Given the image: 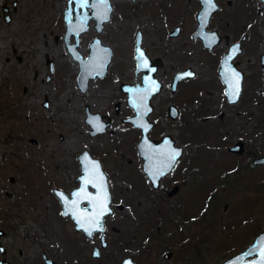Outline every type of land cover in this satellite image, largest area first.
Wrapping results in <instances>:
<instances>
[{
    "label": "rangeland",
    "instance_id": "1",
    "mask_svg": "<svg viewBox=\"0 0 264 264\" xmlns=\"http://www.w3.org/2000/svg\"><path fill=\"white\" fill-rule=\"evenodd\" d=\"M229 1L217 0L220 8L211 17L208 30H217L223 38L209 50L195 38L200 0H111V20L101 33L91 21L90 29L81 36L80 51L88 56L90 43L99 36L113 48L114 55L108 74L92 80L83 92L77 80L80 64L64 40L68 0H0V229L5 232L1 242L7 249L0 258L13 264H45L46 252L57 264L72 263L70 240L75 223L62 215L53 193L57 186L69 193L79 185L78 158L84 150L102 159L114 207L117 203L127 206L124 210L116 208L110 225L130 230L127 225L131 215L150 216L159 209L162 211L157 216L165 217L167 205L160 193L153 196L151 190L146 201L142 193L146 189L135 187L141 184L136 149L141 130L123 122L134 109L127 104V94L120 85L142 80V75L136 74L138 31L143 33V46L150 57L165 61L157 73L164 88L153 100L151 119L157 126L150 135H192L196 141L189 145V156L195 159L198 170L199 156L203 162L198 176L196 172L189 175L183 205L189 215L200 214L201 219L190 221L185 228L176 223L174 233L189 236L187 242L195 240L200 250L205 249L192 255L188 251L179 260L181 246L154 248L149 244L143 248L141 264L226 261L247 249L264 231V165L241 171L238 168L239 163L249 162L252 153L264 155V124L260 120L264 114V68L260 63L264 53L263 3ZM5 3L10 7V20L5 17ZM177 26H181L180 34L172 37L170 33ZM244 36V51L235 58L238 68L246 73L241 99L236 105L223 104L220 58ZM48 59L55 65L49 79ZM188 67L196 72L195 78L182 82L179 90L172 92L174 74ZM118 101L119 113L115 108ZM170 103L181 110L177 120L167 115ZM88 107L105 119L111 118L106 133L91 135L92 128L86 121ZM185 113L189 124H183ZM239 140L247 143L248 154L237 162L228 147ZM179 216L173 220L183 222ZM166 230L162 227L161 233L165 235ZM109 235L111 239L119 237L112 230ZM170 249L175 255L165 258ZM115 250L108 251L114 255L110 259L113 263L127 255H117ZM89 258L97 263L90 253Z\"/></svg>",
    "mask_w": 264,
    "mask_h": 264
},
{
    "label": "water",
    "instance_id": "2",
    "mask_svg": "<svg viewBox=\"0 0 264 264\" xmlns=\"http://www.w3.org/2000/svg\"><path fill=\"white\" fill-rule=\"evenodd\" d=\"M264 1V0H263ZM201 9L198 12L197 20L198 26L195 32V38H201L204 42L205 47L213 49L222 41V36L217 30H208V26L213 14L219 9L217 0H213L215 8L205 5L204 0H200ZM82 0H69L68 6L64 11V20L66 23V31L64 40L66 45L74 57L80 64V71L77 77L80 89L86 92L89 89L91 80L97 78H103L107 75L109 66L111 64L114 50L113 48L105 44L101 37L96 36L90 43V52L88 56L80 51L81 36L87 32L91 27V21L95 20V27L99 33L104 29V24L111 20L113 13V5L111 0H107L110 5V11L105 12V6L97 3V0H87V6L81 7ZM95 5V6H93ZM4 11L8 13L9 9L7 4L4 5ZM207 11V15L205 12ZM70 13V15H69ZM107 16L105 19L104 16ZM6 19L9 17L6 15ZM181 31V26H177L170 35L172 37L178 36ZM72 39H74L72 41ZM238 46L239 50L233 55V49ZM243 49L241 43H235L231 46L228 53H226L222 59L221 76L226 84V94L230 102L232 100V93L234 91V76L233 73L240 74L239 81V94L234 100L238 102L240 100L243 86L245 73L237 67V63L234 59L237 55L242 53ZM140 52H143V57L140 56ZM135 58H136V73H142V82L126 83L121 84V89L127 93V104L134 109V114L125 118L124 122L132 124L136 128L143 130V136L139 142V151L141 156L145 159L144 170L149 175L152 183L158 187L162 176L168 174L176 162V160L182 155V148L175 146V140L172 136H166L162 141L156 142L150 138L149 132L155 125L150 120V115L153 112V95L159 94L164 83L157 77L159 68L164 64L163 59L158 57L154 60L149 57L146 49L143 47V33L138 31L136 37L135 46ZM147 61V66H142L144 61ZM51 64L52 72L54 71L53 62ZM261 62L264 65V55H262ZM186 73H192V75H185ZM195 72L188 69L183 72H179L175 75L171 87L176 91L179 83L193 77ZM47 103V102H46ZM179 110L175 105L170 106V115L173 119H177ZM87 123L91 126V134L99 135L108 131L111 126V119L105 120L104 115L100 112L93 113L90 108L87 109ZM33 139V142H36ZM244 142L240 141L230 148V151L237 154H241L244 151ZM178 151L179 156L173 160L171 157L174 152ZM85 156L88 159H85ZM89 161L98 162L100 175L89 174L90 163ZM79 162L81 165V173L78 177L79 185L74 188L70 194H67L61 189H56L55 193L58 196L60 202L63 205V214L65 216L71 215L72 219L77 223V229L83 230L85 233L91 235L95 231H101L97 229L94 224L85 223V227H80L81 217L89 218L96 215L100 209L97 204V199L102 198L104 194H107V211L99 216L100 225L102 232L104 231V220L105 216L113 213L112 193L110 189V179L106 174L101 161L94 157L89 150H84L79 156ZM254 165L264 164V155L257 157L253 161ZM102 176V178H101ZM85 179L90 182L86 185ZM81 192L82 195L77 197L75 193ZM60 194H63L61 196ZM65 198L67 203L65 202ZM75 201V205H73ZM88 203L87 206L84 204ZM120 208H124L123 205H119ZM227 205L225 206V208ZM87 229V230H86ZM5 232L0 229V250L1 253L6 251L5 247L1 243V237ZM90 235V234H89ZM264 240V232L258 235L254 242L243 252L229 258L225 262L212 263V264H264V245H261V241ZM103 246H106V242L103 236ZM251 253V254H250ZM96 256V250L94 251ZM171 256V253L167 254V258ZM45 261L47 264H55V261L50 259L48 255L44 254ZM130 260L125 259V264H130ZM0 264H12L8 259H0ZM132 264V263H131Z\"/></svg>",
    "mask_w": 264,
    "mask_h": 264
},
{
    "label": "flooded vegetation",
    "instance_id": "3",
    "mask_svg": "<svg viewBox=\"0 0 264 264\" xmlns=\"http://www.w3.org/2000/svg\"><path fill=\"white\" fill-rule=\"evenodd\" d=\"M261 1L263 3L262 4V10H264V1L263 0H261ZM231 2L232 1L230 0L229 1V4H231ZM16 3L17 2H15V5H16ZM5 4H7V3H5ZM67 5H68V3H67ZM7 8L9 9V11H8L7 14H5V17L7 15L9 17V20H10L11 19V15L9 14L10 7L8 6V4H7ZM219 8H220V5H219ZM3 9H4V5H3ZM136 37H137V34H136ZM246 39H247V36H244L243 39H242L243 40L242 42L241 41L235 42V43H238V42L241 43V47H242L243 51H244V48L242 46V43ZM202 43L204 45V42L203 41H202ZM235 43H233V44H235ZM135 46H136V41H135ZM231 46H230V48H231ZM204 47H205V45H204ZM205 48L206 49H209L207 47H205ZM230 48H229V50H230ZM213 49H209V50H213ZM243 51H242V53H243ZM225 54H223L221 56V58H220L219 72H218L219 73V76H220V80H221L222 86H223V89H224V95H222L223 96L222 99L225 98V100H226V101H224L223 104L228 103V104L234 105L235 103L240 102V100L238 102H230L229 101L228 96L226 94V84H225V82H224V80H223V78L221 76V73H220L221 68H222V66H221L222 59H223V57H224ZM262 55H264V53H262L261 56H260V63H261V66L264 68V65L261 62ZM149 57H150V55H149ZM155 58H158V57H155ZM155 58H152V59L154 60ZM160 58H162V57H160ZM49 61H52V60L48 59V63L50 65V75H49L48 79L51 78V75L55 72V65H54V63H53L54 71L52 72L51 64H50ZM163 62L165 64L164 59H163ZM234 62L237 63V67H238V61H235V59H234ZM164 64L161 67H163ZM161 67L159 69H161ZM188 69H191V68L188 67V68H186L184 70L177 71L174 74V76H173V78L171 80V83H170V88H171L172 92L176 93L179 90V87L182 84V82H184L186 80H189V79L195 78L196 72L193 69H191V71L195 72V75L193 77H189L188 79L182 80L179 83L176 91H174L172 89L171 84L173 82V79H174L175 75L177 73H179V72H183V71H186ZM140 74L142 75V73H140ZM260 74H261V72H260ZM245 76H246V73H245ZM157 77H158V75H157ZM262 77H263V81H264V71L262 73ZM141 82H142V80H141ZM120 89H121V85H120ZM121 91H123V90L121 89ZM162 91H163V89H162ZM159 94H157V95H159ZM157 95H153L152 103H153L154 98ZM202 96H203V92L201 93V97H200V101L199 102H201V100L203 98ZM240 99H241V97H240ZM251 100L254 101L255 99H251ZM46 102H47L46 106H48L49 102L48 101H46ZM199 102H197V103H199ZM258 102H261V101H258ZM171 105H175V104H173V103L168 104V106H167V115H168V117L170 119L177 120L179 118V115H180V111L181 110H180V108L177 105H175L178 108V110H179V114H178V118L177 119H173V117L170 115V106ZM153 106H154V108H153V112H154V110H155V104L154 103H153ZM115 108H116V112L119 113L120 108H121V103L119 101L115 104ZM93 113H96V112H93ZM223 116H224V114L222 115V118H223ZM186 117L187 116H186V113H185L184 118H183V124H189V122H186ZM104 118H105V115H104ZM125 118H127V117H125ZM149 118L155 124L153 126V128H152L153 131H154V129L157 126V122L156 121H153L151 119V115H150ZM109 119H111V118H108V119H105V120H109ZM124 119H123V122H124ZM260 120L264 124V114L262 115V118H260ZM111 122H112V120H111ZM137 129H140V128H137ZM140 130H141V138L139 139L138 142H136V149H137V152H138V155H139L138 168L140 169V174H139L140 175V180L139 181L141 182V184H135L136 185L135 187L137 189H140L141 191L144 190V189H146L145 191H142V193L144 194V197H145V200L146 201H149L148 200L149 199V196L148 195H150L151 190H153V196L156 195L155 192H159L161 199L164 201V204L167 205L165 207L166 209H164L165 217L160 216V214L158 215L160 217H158L157 214H156V213L161 212L162 209H159L158 212L156 210H155L156 212H154V210H153V214H150V216L147 215V214H145L144 216L143 215L140 216L137 213H134L133 215L130 216V218H131L130 219V224L127 225L128 228L130 227V230H127L126 229V226H124L123 228H118L116 226L110 225L109 219H111L113 217L112 215L115 214V212L117 211L116 208L119 209V210H124V209L127 208V206L125 204H123V203H117L116 204V208H115L114 205H113V201H112L111 206L113 207V213L105 216V220H104V223H103L104 224V231L103 232L102 231H95L92 235H89V234L85 233L83 230H78L77 229V223L72 219L71 215H68L71 218V220L74 221V223H75V226L73 227V234L74 235H73V238L70 240L71 250H72V256H73V259H72V263L71 264H95V262H93V261L90 260L89 253L91 254V257L94 258V260H96V262H97L96 264H100L101 262L103 264H125L124 263V260L125 259H128V260L131 259L130 264L131 263L132 264H141V255L143 254L142 253L143 250H145L143 248H145V246H148L149 244H151V246H154V248L161 247V246H165V245H167V247H169V246H173V247H179V246H181L182 247L181 251H183V252L179 255V260L184 256L185 253H188V251H191V252H189V254L191 253V255H192L193 253H198V254L199 253H202L205 250L204 248L200 250V247H199L200 243H197L196 244L195 243L196 242L195 240H194V243L195 244L193 243V240L191 242H187L189 236H187V235L183 236V235L175 234L174 233V227L176 226V223H180V227L181 228H185L186 225H188L190 223V221H193L191 223H195V222H197L198 220L201 219V217H200L201 215L200 214H198V215H189L188 209L186 208L187 210H185L183 208V205L186 204L185 200H186V197L188 195V190H189V182H190L189 181V175H191L192 172L193 173L196 172L197 173V176H198V174H200L203 171V170H201L202 169L201 167L203 165V162H202V159L200 158V156L198 157V163L200 165V170H198V168H196L195 159L193 157L191 158V156H189V154H190L189 145L191 143H195L196 140L193 139V138H191L192 135H190V134H183V136H181L180 138H177V137H175L174 135H172L170 133H162V134H160V133H157V134L156 133H153V136H151L150 135V132H149L150 138L153 141H156V142H160L166 136H169L170 135V136H172V138L176 142L175 143V146L182 148V155L176 160V162L172 166L170 172L168 174H166V175H164V176L161 177L159 186L156 187L152 183V180L149 177V175L144 170V162H145V159L141 156L140 151H139V147H138L139 146V142L141 141L142 136H143V130L142 129H140ZM92 136H97V135H92ZM206 138H208V137H205V139ZM33 139H35V138H32V141H33ZM240 141L244 142V149L245 150L243 151V153L237 154L235 152L230 151V148L232 146H234L236 143L240 142ZM33 143H37V141L36 142H33ZM197 147H199V145ZM228 151L230 153H232L231 155H233V157L238 162V159L239 158H243V156H245L246 154H248L247 143L245 141H243V140L235 141L233 143V145H231L230 147H228ZM262 155L263 154H260L259 156H255L254 153H252V155L248 156V159H250L248 163H245V164L239 163V165H238L239 171H241L243 169L253 168V165H254L253 164V161H254V159H256L257 157H260ZM254 156H255V158H254ZM96 158H98L101 161V164H102V166L104 168L102 159L99 158V157H96ZM78 160H79V158H78ZM262 165H264V164H262ZM254 166L257 167V166H261V165H254ZM235 167L237 168V165H235ZM104 170H105V168H104ZM113 174H115V173L113 172ZM116 174H119V173H116ZM128 179L129 180H132L131 177H129ZM225 182H228V180H226ZM76 184H78V178L76 179ZM56 189H61V188L59 186L55 187L53 194L57 197V199H58V201H59V203H60V205L62 207V210H61L62 215L64 217H67V216H65L63 214V205H62V203L60 202L58 196L55 193ZM61 190H63V189H61ZM63 191H65V190H63ZM71 191L69 193H67L66 191L65 192L67 194H70ZM153 201H155V199H153ZM87 205H88V203L84 204V206H87ZM119 205H123L124 208H120ZM226 205H227V207L225 208ZM225 206H224V211H226L228 209L229 204L227 203V204H225ZM177 215H180L179 216L180 218L182 217L183 222H182L181 219L178 220L177 218L175 219L176 221L173 220L174 219V216H177ZM157 218H159V219H157ZM162 227H164V229L167 228L165 235H163L161 233ZM74 228H75V231H74ZM110 230H112L115 233H118L119 237L116 238V239H111V237L109 235ZM103 236H104V240L106 242V246H103ZM93 242H94V245H93ZM203 242H204V240H203ZM97 243H99V244H97ZM79 244H81V246H79ZM114 247L116 248L115 251H117V255H119V254L124 255V253L127 254L123 258L119 259L118 262H115V263L110 262V259L112 258V255L113 254L108 253V251L110 249L114 248ZM201 248H202V246H201ZM95 250H96V253H97L96 256L94 254V251ZM6 251H7V249H6ZM6 251L4 253H1V250H0V255L1 254L4 255L6 253ZM129 251H130V253L128 254ZM132 251H136V252L133 253ZM45 253L46 252L43 253V259H44L45 264H47L46 261H45V257H44V254ZM87 253H88V255H87ZM168 253H171V256L169 258H172L175 255V252H173L170 249V251H167L164 254L165 255V258H167V254ZM48 257L50 259L54 260L55 261V264H57V262H56L55 259L51 258L49 255H48ZM4 258L5 257H2L0 259H4ZM189 258H190L189 255H187L185 257V259H187L188 262L190 261ZM9 261L13 264V262L11 260H9ZM224 261H222V262H224ZM210 263H219V262H202L201 261V262H198L196 264H210Z\"/></svg>",
    "mask_w": 264,
    "mask_h": 264
},
{
    "label": "snow or ice",
    "instance_id": "4",
    "mask_svg": "<svg viewBox=\"0 0 264 264\" xmlns=\"http://www.w3.org/2000/svg\"><path fill=\"white\" fill-rule=\"evenodd\" d=\"M97 3L104 5L105 6V12L110 11V5H108L107 0H97ZM205 5L212 7L213 9L215 8V5L213 3V0H204ZM87 6V0H82L81 3V7H85ZM95 6V5H93ZM207 11L205 12V15H207ZM70 15V13H69ZM104 18L106 19L107 16L105 15ZM239 50L238 46L236 48L233 49V55ZM143 52H140V56L143 57ZM142 66H147V61H144V64ZM185 75H192V73H186ZM234 76V91L232 93V100L234 102V100L236 99V97L239 94V81H240V74L239 73H233ZM179 152L176 151L173 153L172 155V159L175 160L176 156H179ZM85 159L87 160L88 157L85 156ZM90 163V169H89V174H95V175H100L99 173V164L98 162H94V161H89ZM102 178V176H101ZM90 181L88 179H85L84 183L87 185ZM61 196H63V194H60ZM75 195L77 197H80L82 195L81 192H77L75 193ZM107 194L105 193L104 196L102 198H98L97 199V204L98 207L100 209V211L89 218H83L81 217V221H80V227H85V223H89V224H94L95 227L97 229H100L102 231V227L100 225V220H99V216L103 215L108 209H107ZM65 202L67 203V200L65 198ZM73 205H75V201H73ZM87 230V229H86ZM89 234L91 235V232H89ZM261 245H264V240H262ZM251 254V253H250ZM262 255H264V253H262Z\"/></svg>",
    "mask_w": 264,
    "mask_h": 264
}]
</instances>
